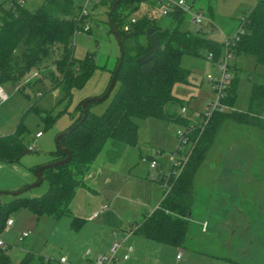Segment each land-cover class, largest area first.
<instances>
[{"label": "trees", "instance_id": "trees-1", "mask_svg": "<svg viewBox=\"0 0 264 264\" xmlns=\"http://www.w3.org/2000/svg\"><path fill=\"white\" fill-rule=\"evenodd\" d=\"M210 1L207 0L208 13L211 11ZM113 3L115 6L111 8ZM138 3V0H114L108 7L110 31L118 36L123 55L117 71L119 56L110 71L109 81L114 76V82L103 100L108 98L115 85L116 88L105 109L101 114L94 115L89 112L88 106L97 102L92 99L103 96L106 89L99 96L84 98L76 104V117L54 136L56 138L62 134L58 139L61 148L50 151L49 161L31 166L28 171L34 174L38 168L62 160L66 151L70 154V160L63 165L41 169L40 177L47 183L42 195L27 198L20 197V193L11 195L9 201L0 204V232L9 213L19 208L25 209L36 219L48 217L59 220L68 217L71 228L78 229L82 220L71 215L69 205L74 191L82 186L83 177L107 140L124 146L135 145V119L155 118L189 128L185 116L166 112L168 106L180 105V100L171 94V87L174 83L186 82L189 72L181 66V60L183 57L202 59L204 53L211 54L215 60L221 45L202 32L191 33L181 29L183 16L179 12L170 16L172 24L168 27L159 26L156 19L147 13L130 23L127 16ZM78 11L79 8L71 0H41L34 10L23 6L6 9L0 5V86L8 83L16 87L30 69L44 68L49 61L52 67L48 72L50 87H61L65 95L69 94L71 88L81 87L96 67L92 53H86L81 61H74L72 57L70 39L81 29ZM124 11H128V14H124ZM241 17L244 32L235 42L233 53L235 56H249L256 65L264 68V0H257ZM126 25L128 30L124 32L122 28ZM145 29H151L156 34L158 49L148 62L137 66L135 60L144 55L149 46L143 34ZM28 85L29 82L18 89ZM235 99L234 74L223 105L231 108ZM84 101H87L85 111L81 108ZM263 109L264 83L251 80L243 111H217L205 124L192 125L187 135L190 145L188 155L179 174L176 177L170 175L165 181L158 180L162 188L159 202L140 222L132 224V232L161 245L182 248L192 203L193 178L219 128L227 120L263 127ZM83 116L84 119L76 125ZM40 118L45 125L52 122V118L47 122ZM73 126L75 128L68 134H63ZM178 145L181 144L178 142ZM26 148L18 125L11 134L0 137V162L17 163L19 154ZM164 182L166 188L162 187ZM32 263L56 264L53 260L25 250L12 261L6 248H0V264Z\"/></svg>", "mask_w": 264, "mask_h": 264}, {"label": "rangeland", "instance_id": "rangeland-1", "mask_svg": "<svg viewBox=\"0 0 264 264\" xmlns=\"http://www.w3.org/2000/svg\"><path fill=\"white\" fill-rule=\"evenodd\" d=\"M71 1L85 13V17L80 20V25L86 23L89 29L88 32L80 31L71 37L73 60L81 61L86 53L94 54L96 69L85 83L79 88H71L67 95L59 86L50 87L48 72L52 67L47 61L46 67L33 68L25 73L16 87L8 83L1 85L7 97L0 102V136L12 133L20 125L25 147L31 145L35 147L33 151L20 157L19 164L6 165L10 166L6 168L8 170L15 168L19 171L23 169L33 180L35 176L26 170V165L49 161L51 158L49 152L56 148L54 136L68 127L76 117L77 111L74 107L80 100L97 97L107 88L110 71L119 56L117 41L108 24V7L114 0H90L84 9L85 0ZM176 1L162 0L159 4L156 0H141L133 12L128 14V11H124L123 13L128 14L127 21L147 13L156 19L159 26L168 27L172 24L170 16H161L160 12L168 5V2ZM183 1L190 6L191 12H197L205 18L212 19L218 30L231 35L237 29V19L249 11L257 0H212L209 2L210 13L207 10V0ZM40 4L41 0H26L23 7L34 10ZM180 28L191 33L196 31L195 27L188 22L187 16H183ZM203 34L206 37L211 35L215 39L218 38L217 31ZM207 55H203V59L183 57L181 66L189 72L186 82L174 83L171 87V93L181 101V106L184 105L185 112L181 116L187 118L188 124H199L200 114L212 99L210 83L205 78L207 75L216 77L217 70L214 65L205 60ZM229 65L230 73L235 71L236 99L234 106L231 108L224 106L223 112H237L245 107L250 81L264 83V68L256 65L251 57L244 55L234 56ZM27 82H29L28 86L18 89ZM115 88L116 85L105 100L90 103L89 112L94 115L101 114ZM169 107L172 110L176 106ZM180 108L177 107L174 112L179 114ZM40 117L46 122L52 118V122L45 125ZM134 121L137 127V143L141 158L137 156L136 147L128 149V153L122 158L121 166L116 168L117 173L112 176V181L107 185L108 188L110 187V192L104 194L96 190L95 196L91 194L92 197H89L90 193L85 194V191L77 190L72 210L82 219L78 229L71 228L70 219L66 217L57 221L48 217L36 219L22 208L9 213L7 219L11 220L13 225L9 230L0 232V239L6 244V253L12 261L18 259L22 250H25L35 256L53 260L56 264H60L58 263L60 257L66 260L65 264H93L94 252L96 251L95 255L99 254L98 252L103 251L101 248L108 247L114 239L124 240L125 245L128 237L129 241L142 239L131 233L129 225L141 221L142 215L158 204L162 193L158 180L161 175L164 179L166 178L171 157L178 148L176 132L184 131V128L155 118L135 119ZM37 132L41 133V137L34 139ZM189 146V144L183 146L182 151L187 153ZM246 150L249 151L247 156ZM232 153L230 157L264 161L263 131H259L256 126L237 124L227 120L222 129L217 132L203 162H208L212 157L217 159ZM144 155L151 156L157 164H160L159 167L149 168L150 161L144 159ZM201 168L196 171L193 179L190 214L187 218L182 253H179L182 260L176 262L173 258L174 264H190L198 259L204 260L203 256L200 257L201 247L199 245L200 240L204 238L200 235L199 220L201 217L199 213ZM252 170L264 173V167L256 166ZM7 172L5 168L0 167V204L9 201L12 197L7 188L9 182L7 180L10 179L9 176L12 173ZM46 189L47 183L43 180L39 185L24 191L19 196L38 197ZM108 194L110 197L103 198ZM102 204L107 205V210L101 211L97 218L92 219L91 215L99 211ZM23 232H27L28 236L21 244H18L16 238ZM211 236L208 234L205 239H214ZM168 248L172 251L176 250L173 247ZM87 250L90 252L89 256L84 255ZM174 251L172 257H174ZM262 251H264L262 247L254 248L255 259ZM222 255L228 257L225 254ZM187 256L190 259L187 260ZM252 264H261V262Z\"/></svg>", "mask_w": 264, "mask_h": 264}, {"label": "crops", "instance_id": "crops-1", "mask_svg": "<svg viewBox=\"0 0 264 264\" xmlns=\"http://www.w3.org/2000/svg\"><path fill=\"white\" fill-rule=\"evenodd\" d=\"M209 20L213 24L212 19ZM209 38L215 41L218 40V38L215 39L211 37V35H209ZM203 55L205 56L207 54L204 53ZM232 74L234 75L235 71H233ZM177 107H184V105L176 106L175 109ZM175 109L170 110L168 106L166 112L168 114H176L174 112ZM262 122L264 123V120ZM223 124L219 130L222 129ZM256 127H258L259 131H263L264 133L263 127ZM170 132H173V130H170ZM131 148L138 149L137 156L141 158V151L137 143V135L136 144L133 146H124L107 140L91 163L88 172L83 177L82 186L76 188L74 195L77 190L80 192L85 191V194L90 193L88 194L89 197H92L91 194L94 195L96 190L104 194L105 192H110V187L108 188L107 185L112 181V176L117 173L116 168L121 166L122 158L125 157L129 151L128 149ZM248 152L249 151L246 150V156ZM232 155L233 153L225 154L224 157L217 159H213L212 157L208 162H203L204 160H202L198 167V169L202 167V177L199 179V213L201 216L199 220L201 227L202 224L205 225L204 230H200V235L204 238L200 240L199 245L201 247L200 257L203 256L204 260L198 259L190 264H252L258 261L261 262V264L264 263V251H262L256 259V255L253 256L254 248H264V173L252 170V168L256 166L264 167V161H254L252 158L230 157ZM144 159H148L149 161L153 160V158L148 155H144ZM133 160L136 161V158L133 157ZM19 161L12 164L0 162V167L5 168L8 171L7 173H12L9 176L10 179L7 180L9 181L7 185V188H9L8 190H10L9 192L23 190L26 186H29L35 181V179L33 180L23 169L19 171L15 168H10L12 170L6 168L10 167L6 165L19 164ZM34 165L39 164L31 163V165H26L25 168L28 171V169ZM159 165L160 164H157L155 168H158ZM162 176L163 175H161L160 178ZM74 195L69 205L70 212L72 216L82 220L74 214L72 210ZM108 197H110L109 194L105 195L103 198ZM103 205L105 204H102V206ZM105 206L106 209L103 211L107 210V205ZM153 209L145 212L142 218ZM100 212V210L94 212L91 215L92 219L97 218ZM132 224L129 225V229L133 228ZM208 234H211V237L214 239H205ZM126 245L132 247V253L128 260H122L121 256L123 252L120 251L117 253L115 260L110 264H174L175 262H173L172 259H175L176 253L178 251L182 253V248H175L176 250H173L174 257H172L173 251L168 248H172L171 246L161 245L143 238L141 240L129 241L128 237ZM107 248V246L102 247L101 250L103 251L98 253L105 252ZM212 249H214V251H212ZM95 252L93 258L96 256ZM181 257L180 260L175 261L180 262L182 260ZM93 258L91 257V260ZM186 259L188 260L190 257L187 256Z\"/></svg>", "mask_w": 264, "mask_h": 264}, {"label": "built area", "instance_id": "built-area-1", "mask_svg": "<svg viewBox=\"0 0 264 264\" xmlns=\"http://www.w3.org/2000/svg\"><path fill=\"white\" fill-rule=\"evenodd\" d=\"M31 1V0H30ZM159 4L162 0H156ZM26 2V0H0V5H2L6 9H12L14 6H23V4ZM90 2V0H85L83 9L85 6ZM175 12H179L182 16H187L188 22L192 24L196 31L195 33H211L213 31H217L218 33V40L217 42L221 45V51L219 53V56L213 60V57L211 54H208L206 57V60L209 61L212 65L215 66L217 73L216 77H212L210 75L206 76V80L210 83L211 93H212V99L207 105L204 107L203 112L200 114V122L202 124H205L207 120L211 117V115L214 112L222 111L224 109L223 100L225 98L226 90L230 86L231 80L233 78V74L230 73V62L234 58L233 53V46L235 42L237 41L238 37L243 34L244 30L242 28V24L244 22L243 18L240 17L238 19V25L237 29L234 34H224L220 30H218L208 18L203 17L201 14L197 12H191L190 6L185 4L183 0H177L176 2H168V5L162 8L160 15L161 16H171ZM78 18L82 19L85 17V13L82 9L79 8L78 11ZM79 20V21H80ZM130 23L134 22V19L129 20ZM81 29L77 30V32L84 31L88 32V26L87 24L83 23L80 25ZM122 30L125 32L128 30V26H123ZM6 94L3 92L2 88L0 87V102L4 101L6 99ZM185 112V108L181 107L179 114H183ZM192 125L189 124V128L184 129V131H177L176 137L178 139V142L181 145H178L177 150L173 153L171 157V161L169 163V167L167 170L166 178L164 179V176H162V180H167L169 176L176 177L181 167L183 166L188 152L184 153L182 151V147L187 145V135L190 132V129L192 128ZM41 136L40 132H37L34 136V139H37ZM35 149L33 145L28 146L26 148L27 151L31 152ZM150 168H155L157 166L155 161H150L149 163ZM162 187L166 188L165 182L162 185ZM106 209V206L103 205L100 208V211H103ZM12 226V221L9 219H6L3 230L7 231ZM204 224H202L201 230H204ZM134 228L130 229L131 233ZM28 236L27 232L21 233L17 238L16 241L18 244H21L24 238ZM7 246L1 241L0 239V248L5 249ZM122 251L123 255L121 256L123 261L128 260L130 257V254L132 253V247L129 245H125L124 240H117L114 239L108 246L107 250L105 252L99 253L95 256L93 259V264H110L113 262L117 256V253ZM179 251L175 255V260H180ZM85 256H89L90 252L87 250L84 253ZM58 263L65 264L66 261L64 258H59Z\"/></svg>", "mask_w": 264, "mask_h": 264}, {"label": "water", "instance_id": "water-1", "mask_svg": "<svg viewBox=\"0 0 264 264\" xmlns=\"http://www.w3.org/2000/svg\"><path fill=\"white\" fill-rule=\"evenodd\" d=\"M138 1H141V0H138ZM114 6H115V3L112 4V7L111 8H113ZM108 16H109V14H108ZM108 24H109V28L111 29L109 19H108ZM143 34H144L145 37H147L149 46H148L147 52L144 55H142L141 57H139V58H137L135 60V64L137 66H140V65L148 62L152 58V56L156 53V51L158 49V41H157L156 34L151 29H145L144 32H143ZM113 35H114V37H115V39L117 41L118 47H119V57H120V59H119V62L117 64L116 68H115V71H117V69L119 68L120 63H121V59H122L123 52H122V48H121V45H120V41L118 39V36L115 33H113ZM113 82H114V76L111 77V79H110V81H109V83L107 85L106 93L103 96L99 97V98H93L92 101H102L104 99V97L106 96V94L110 91ZM86 105H87V101H84L81 104V108H82L83 111H85ZM83 119H84V116L82 117V119L76 125H78ZM75 126H73L70 130L64 132L63 134H68L72 129L75 128ZM61 135L62 134H59L55 138V146L57 148H59V149L61 147H60V145L58 143V139H59V137H61ZM28 153H29V151H27V150L26 151H23L22 153L19 154V157L23 156L24 154H28ZM65 154H66L65 158H63L62 160H58V161L49 163V164H47V165H45L43 167H56V166H59V165L66 164L70 160V154L67 151L65 152ZM43 167L38 168L35 171V173H34L36 182H34L33 184H31L29 186H26L20 192L10 193V195H18V194L22 193L23 191H26V190H28L30 188H33V187L39 185L42 182V179L40 177V172H41V169ZM160 180H162V178H160Z\"/></svg>", "mask_w": 264, "mask_h": 264}]
</instances>
